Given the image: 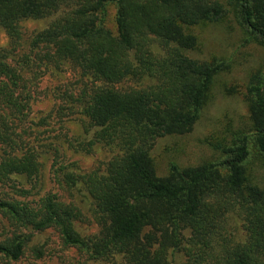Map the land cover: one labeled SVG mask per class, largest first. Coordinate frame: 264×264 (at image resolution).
I'll return each instance as SVG.
<instances>
[{
	"label": "trees",
	"instance_id": "trees-1",
	"mask_svg": "<svg viewBox=\"0 0 264 264\" xmlns=\"http://www.w3.org/2000/svg\"><path fill=\"white\" fill-rule=\"evenodd\" d=\"M227 7L215 0H0L8 39L0 48V221L11 231L0 258L19 261L33 233L54 229L65 247L96 263L264 264V54L244 90L245 134L210 143L215 160L169 162L163 175L151 155L156 141L192 132L216 78L229 69L226 61L185 55L200 48L197 29L230 13L243 41L264 50V0ZM53 17L24 40L22 22ZM65 67L100 87L65 99L35 126L50 124L58 139L54 131L75 111L87 125L83 150L101 145L112 157L104 171L55 177L70 203L49 193L34 200L14 181L36 179L42 168L36 146L46 145L37 137L48 132L28 125L33 92L45 71ZM125 81L139 87L114 89ZM75 199L95 216L97 234L78 230L85 217ZM31 253L42 255L39 247Z\"/></svg>",
	"mask_w": 264,
	"mask_h": 264
},
{
	"label": "rangeland",
	"instance_id": "rangeland-1",
	"mask_svg": "<svg viewBox=\"0 0 264 264\" xmlns=\"http://www.w3.org/2000/svg\"><path fill=\"white\" fill-rule=\"evenodd\" d=\"M215 1L225 7L229 2V0ZM108 12V28L114 30L111 18L114 8L111 7ZM55 17H58V14ZM53 19L54 17L22 22L24 40L28 41L35 33L46 29ZM235 21L232 14L228 13L222 22L197 29L200 48L185 52L188 58L201 62H209L212 59L226 61L229 69L216 78L210 102L191 133L156 141L151 155L158 175L165 174L166 165L169 162H175L181 167H191L213 161L218 158V154L210 147V143H216L219 140L229 141L237 133H246L248 113L243 101L244 90L250 74L260 67L264 50L244 42L242 31ZM7 45L8 39L0 30V48H6ZM151 51L155 56L162 55L156 45L151 46ZM94 86L98 88L100 84H93L90 79L83 78L71 67L58 71L48 69L34 89L28 125L35 126L42 117L63 105L65 99L66 101L72 99L74 102L83 90L87 94ZM138 87L139 85L131 81H125L114 86V89L126 91ZM62 122L63 128L60 130L58 126L54 131L58 139L53 137L54 133L53 129H50L52 128L50 124L46 125L47 127H32L40 132L43 130L48 132L37 137L40 141L37 142L38 144L46 145L44 149L36 146L37 152L40 153L37 162L42 165V168L36 179L16 178L14 181L18 188L30 190V196L34 200L49 193L56 195L62 202L70 203L73 199L56 184L55 177L57 175L60 177L62 173L87 174L96 170L104 171L111 160L112 154L101 145L94 146L90 152L83 150V143L85 144L87 139L84 135L87 125L81 114L74 111L72 116ZM55 150H58L57 153ZM256 176L259 177V174L256 173ZM262 176L264 187V172ZM75 200L85 217V221L77 224L78 230L87 236L97 234L99 227L95 216L83 205L81 206L77 199ZM3 224L4 221H0V242L11 236V231L4 229ZM33 247L41 248L42 255L39 259L31 253ZM118 261L116 259L115 263L92 262L83 252L65 247L54 229L33 233L31 243L28 244L19 261L9 262L0 258V264H119L120 261ZM177 262H182V259L178 258Z\"/></svg>",
	"mask_w": 264,
	"mask_h": 264
}]
</instances>
